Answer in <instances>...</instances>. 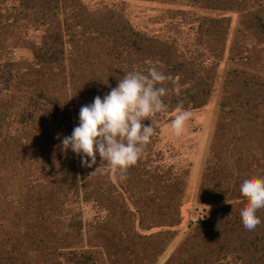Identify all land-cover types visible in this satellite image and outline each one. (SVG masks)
Returning <instances> with one entry per match:
<instances>
[{
    "label": "rangeland",
    "instance_id": "1",
    "mask_svg": "<svg viewBox=\"0 0 264 264\" xmlns=\"http://www.w3.org/2000/svg\"><path fill=\"white\" fill-rule=\"evenodd\" d=\"M34 1V5H39L38 8H23L22 11L20 0H0V99L4 108L5 104H9L6 114L13 134L16 135V129H19L16 125V113L27 106L32 107L40 120L47 121L41 104L45 103L42 93H47L49 88L16 83V75L10 77V72L16 74L17 68L21 74L30 64L38 65L39 60L49 61L52 58L59 59L62 64L64 62V67H68L69 52L74 51V47L79 49V53H86L78 60L85 58L98 62L100 57L106 58L104 55L95 57L102 53V48L97 52L99 46L95 39L100 31L105 32L109 28L112 13L114 17L119 15L122 25L126 26L127 22V26L134 31L149 38H158L161 42L160 48L171 49L176 53L175 59L178 61L185 60L186 64L197 65L191 72L195 78L205 80L210 91L206 105L187 110L191 112V118L180 137H176L170 127L177 110L164 114L152 148L151 159L154 166L171 172L183 181L180 221L176 226L147 230L138 225L140 216L136 206L141 205L133 206L127 200L126 194L118 185V179L116 184V179L110 173L108 179L115 182L111 194L125 199L129 215H125L124 219L121 216L118 220L115 219L116 227L109 222V229H102V225L106 223L103 220L107 210L96 201H83L82 191L78 190L79 195L75 193L77 185L70 189L60 188L56 203L45 206L43 201L41 205L45 209L50 206L55 209V212L52 210L55 216L47 219L45 214L47 221L43 223L47 233L51 234V237L48 234V245L53 246V243L60 242L63 236L74 243L71 247L79 254V261L84 254L89 257L90 262L95 260L97 264H143L145 241L138 239V236L168 231V235H162L164 240L168 236L172 238H169L164 252L150 257L148 263L154 259V264H240L241 261H237L241 254L238 249L239 241L244 240L246 253H255L257 264H264L263 222L260 229L254 230V234H245V229L231 226L230 223L235 220V215L239 214V209L244 207L247 200L244 202L245 197L239 193V179L233 176L229 188L215 179L216 174L221 171L222 163L221 156L212 149V145L214 147L216 144L214 137L223 113L220 104L230 93H235L230 87L236 86L237 90H242L245 88L241 81H248V86L258 89L257 93L250 87L248 92L255 93L250 105L260 104V109L264 110V103L261 102L264 101V36L253 31L250 24L253 18L247 16L248 12L224 8V5L216 8L217 4L213 0H207L208 4L211 3L210 6L195 0ZM247 5L264 23V0H248ZM103 27L107 28L102 30ZM84 46H90L92 53L80 49ZM55 65L56 68L62 66L61 63ZM173 82H177V78ZM248 92L244 90L247 97L251 96ZM4 108L0 106V111ZM47 123L48 121L45 124ZM225 160L233 175L240 173L238 164L232 158L225 155ZM6 167L5 174L0 179L3 185L1 191H4L3 203L12 202L24 211L25 201L18 199L20 195L24 196L28 200V206L25 207H29V211L33 207L34 211L25 217L26 222L23 225L31 224L37 211L36 205H33V193L36 190L40 192V189L28 192L23 182L24 171L30 166L15 163L14 166ZM230 172L223 170L222 175ZM207 173L210 175V183L205 189L210 190V193L207 197H201L200 184ZM54 176L55 173L52 172L51 177ZM231 190L236 193H224ZM64 191L67 195L63 197ZM28 193L31 194V201ZM203 197L205 202L201 203L200 199ZM115 210L122 211L119 208ZM213 210L217 213L211 212ZM211 215L216 222V235L209 236L213 232L199 231L196 237L199 221L212 217ZM127 216L129 220L126 219ZM31 232L28 227L26 234ZM26 254V260L33 264L40 260L33 257L37 254L36 251L33 256L30 252ZM68 259L54 257V262L57 260L61 264H68ZM20 262V259L16 261L17 264ZM69 263L72 264L70 261Z\"/></svg>",
    "mask_w": 264,
    "mask_h": 264
},
{
    "label": "trees",
    "instance_id": "2",
    "mask_svg": "<svg viewBox=\"0 0 264 264\" xmlns=\"http://www.w3.org/2000/svg\"><path fill=\"white\" fill-rule=\"evenodd\" d=\"M195 1L208 6L211 4H208L207 0ZM223 1L225 2L213 0L217 4L216 8L224 5V8L235 9L239 12L247 11V16L253 18L250 23L253 31L264 36V23L256 15L257 13L250 10L247 5L248 0ZM34 2V0H20L19 6L22 11L23 8H38L39 5H34ZM111 16L112 23L109 28H102V30L107 28V31H100L95 39L97 46H99L97 52L102 48V53L95 55V57L98 58L100 55H104L106 58L100 57L98 62L89 61L85 58L78 60L86 53H79V49L74 47L75 50L69 52L68 67H64V62L62 64L59 59L52 58L49 61L39 60L38 65L30 64L21 74L17 68L16 74L10 72V77L16 75V83L43 89L48 86L49 91L42 93L45 103L41 104L42 112L46 113L43 116L48 123L45 124L47 121L40 120L37 117L38 115H35L32 107L27 106L16 113V125L19 126V129H16L15 135L9 127L11 123H8L6 114L9 104H5L4 108L0 99V106L4 108L3 111H0V179L5 174L6 166H14L15 163L26 164L28 167L30 166L29 169L27 168L24 171L25 179L23 182L26 184L27 191L33 192L36 188L40 189V192L36 190L32 197L33 205H36L37 209L33 222L23 225L26 222L25 217H28L30 212L34 211V208L32 207V210L29 211V207H25L28 206V200L21 195L18 199L25 201L24 211L12 202L3 203L2 192L4 191H1L3 185L0 181V264H17L16 261L19 259L21 260L19 264H33L26 260V253L30 252L33 256L35 251L37 254L33 257L40 259L36 261V264H49V262L50 264H61L57 260L54 262V257L60 256L69 258L68 260L72 264H97L95 260L90 262L89 257L84 256V254L81 261H79L77 258L79 254L71 247L74 243L66 237L61 236L60 242L53 243L54 245L57 244L56 246L48 245V234L50 233H47V228L44 227L43 223L48 218L55 216L52 211L55 212V209L51 206L45 209L41 205H43V201L46 203L45 206L53 205L59 198L58 189H70L77 185L75 193L79 195L78 190H81L83 201H96L102 208L107 210L106 217L103 220L106 223L102 225V229H109L110 223H113L116 227L115 219L118 220L120 216L121 219H124L125 215H129L126 211L128 207L125 199L119 195L113 196L111 194L115 182L108 179L111 171L106 169V165L102 163L100 157L97 155V163L92 168L82 167L79 156L75 155L71 149L66 154L63 153L60 146L63 137L70 136L73 129L78 126L79 112L82 106L90 105L97 96L103 99L112 88L117 86L119 79L126 73L132 71L146 73L147 68L150 66L148 61L155 62L159 60L162 62L163 68L161 70L172 77L163 86L171 89L174 84L179 83L182 86L181 93L177 96L169 92L168 95L163 97L164 103L168 107L167 112L160 113L154 118L152 126L155 132L150 143L146 145L137 164L128 169L127 179L118 180V185L133 206L141 205L140 207L136 206L140 216L138 225L151 230L162 227L171 228L180 221L179 208L183 199V181L173 176L171 172L163 171L154 166L153 159H151L153 157L152 148L155 145L158 125L162 116L177 110L178 105H182L185 110L198 109L206 105L210 95L209 84L202 78L194 77L191 69L198 67L197 65L194 66L192 63H188L192 65L188 66L185 60L178 61L175 59L176 53L171 49L160 48L161 42L158 38H149L134 31L133 28L127 26V22H125L126 26L122 25L118 18L119 15L114 17V13H112ZM80 49H86L92 53L90 46H84ZM35 55L39 59L38 54ZM56 63H61L62 66L56 68ZM46 75H48V78H45ZM59 76L60 78H58ZM175 78H177V82H173ZM241 85L245 89L237 90L236 86L234 88L230 87L235 90V93H230L228 98L220 104L223 113L214 137L216 144L214 147L212 145L213 151L221 156L222 163L221 171L216 174L215 179L227 188L231 185L233 176L240 181L249 176L264 177V110L260 109V104L250 105L251 98L255 93L250 94L248 92L251 90L248 81H241ZM239 88H242V86H239ZM253 89L258 93V89ZM244 90L251 96H245L247 93H244ZM261 102L264 103V101ZM142 123L149 125L151 122L145 120ZM225 155H228L234 163L238 164L239 174L235 173L233 175L230 172ZM98 167L100 169L97 173L91 175ZM223 170L230 173L222 175ZM52 172L55 173L54 177H51ZM209 183L210 175L207 173L200 184L201 197L209 195L210 190L205 189L206 186H209ZM44 190L46 191L42 195ZM224 193L234 195L236 191L231 190ZM66 195L67 193L64 191L62 196ZM204 197L200 199L201 203L205 202ZM246 200L245 198L244 202ZM2 204L5 207H2ZM18 205L20 206L19 203ZM115 208L122 209V211H117ZM241 209L238 211L239 214L235 215V220L230 224L236 228L245 229L241 222ZM211 212L217 213L214 210ZM45 214H47V219ZM256 215L264 226V208L258 209ZM128 218L127 216L126 219ZM215 225L214 216L199 221L195 231L196 237L199 231L200 233L203 231L213 232L209 236H215L214 230L217 228ZM260 225L254 230L260 229ZM28 227L32 231L30 234H26ZM254 230H246L244 233L251 232V234H254ZM164 234L168 235L169 233L167 231L156 235L138 236V239L145 241V260H143V264H154V259L148 263L149 258L159 256L164 252L169 238H172L168 236L164 240L162 236ZM155 239H157L156 245H154ZM146 241L148 244H146ZM243 241H239L240 247L238 249L241 254L238 256L237 261L240 260V264H257L255 253H252V255L246 253ZM39 249H47L48 251L39 252ZM69 261L68 264H70Z\"/></svg>",
    "mask_w": 264,
    "mask_h": 264
},
{
    "label": "clouds",
    "instance_id": "3",
    "mask_svg": "<svg viewBox=\"0 0 264 264\" xmlns=\"http://www.w3.org/2000/svg\"><path fill=\"white\" fill-rule=\"evenodd\" d=\"M148 64L146 73H126L103 99L97 96L90 105L81 107L78 126L61 140L63 153L71 149L86 168L96 165L98 155L114 179H127L128 169L137 164L154 135V118L168 110L163 97L169 92L179 96L182 88L179 83L171 89L163 86L172 77L161 70L162 62L148 61ZM190 118L191 112L178 105L170 124L176 137L182 135ZM145 120L151 123L145 125L142 123ZM240 192L247 199L240 211L241 222L246 230L252 231L262 223L256 213L264 208V177L243 178Z\"/></svg>",
    "mask_w": 264,
    "mask_h": 264
}]
</instances>
